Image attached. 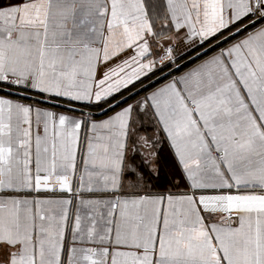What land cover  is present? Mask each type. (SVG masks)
Instances as JSON below:
<instances>
[{"label": "crops", "instance_id": "crops-1", "mask_svg": "<svg viewBox=\"0 0 264 264\" xmlns=\"http://www.w3.org/2000/svg\"><path fill=\"white\" fill-rule=\"evenodd\" d=\"M248 6L264 0H0V84L23 94L0 89V264H264V22L81 107Z\"/></svg>", "mask_w": 264, "mask_h": 264}, {"label": "trees", "instance_id": "trees-1", "mask_svg": "<svg viewBox=\"0 0 264 264\" xmlns=\"http://www.w3.org/2000/svg\"><path fill=\"white\" fill-rule=\"evenodd\" d=\"M252 20H254V19H252ZM252 20L249 19L248 21L250 22V21H252ZM263 20H264V18H262V19H260L259 21H257L256 24L254 23V24H253V27L256 26V25H258V24H260V22L263 21ZM246 30H247V29H246ZM232 32H233V31H232ZM243 32H245V30L242 31L241 33H243ZM230 33H231V32H230ZM230 33L228 32V33H226V34L228 35V34H230ZM241 33H240V34H241ZM222 35H224V34H222ZM220 36H221V35H220ZM220 36H219V37H220ZM225 36H226V35H225ZM225 36H223V37H225ZM223 37H222V38H223ZM222 38H220V39H222ZM216 39H217V38H216ZM220 39H219V40H220ZM214 40H215V39H214ZM214 40H212L213 42L211 41L210 43H206V44L203 45L202 47H198V48H196V49H193V50H191V51L185 53L184 55H178V56H176V58H175V64H176V65H175V66H178L179 64L183 63V62L186 61L187 59H189V58H191L192 56L198 54L199 52L203 51L205 48L209 47L210 45H212V44H214L215 42L218 41V40H217V41L214 42ZM219 46H220V45H219ZM219 46L214 47L213 49L207 51L206 53H204L203 55H201V58L204 57V56H206L207 54H210V53L216 51V50L218 49ZM220 47H221V46H220ZM220 47H219V48H220ZM198 59H200V57H197V59H195V60H198ZM195 60H194V61H195ZM188 64H189V63H188ZM188 64H185V65L179 67L178 69H176V70H175L174 72H172V73H173V74H176V73H179L180 71H183L186 67H188ZM175 66H174L173 64H165V65H163L161 68H158L156 71H154L153 73H151V75H149L148 77H146V78L140 80L139 82L135 83L133 86H130V87L126 88L125 90L121 91L120 93H117L116 95H113V96H111V97L107 98L106 100L101 101V102H99V103L92 104V105H84V106H81V107L84 108V109H86V110H88V111H90V112H92V113H98V112H100L101 110H103L104 108H106L107 106H109V105H111V104L117 102V101L120 100L122 97H124V96H126V95H129V94L133 93L135 90H138V89L142 88V86H144V85L147 84L148 82L154 80V79L157 78L158 76L164 74L165 72H167L168 70L172 69V68L175 67ZM173 74H172V75H173ZM167 78H169V76H166V77H164L162 80H159V82H157L156 84H158V83H160V82L166 80ZM156 84H155V85H156ZM0 86L5 87L6 85L0 84ZM151 87H152V86H151ZM5 88H11V89H12V87H10V86H9V87L7 86V87H5ZM58 101H59V100H58ZM61 102H62V103H67V102H63V101H61ZM123 102H125V101H123Z\"/></svg>", "mask_w": 264, "mask_h": 264}, {"label": "rangeland", "instance_id": "rangeland-1", "mask_svg": "<svg viewBox=\"0 0 264 264\" xmlns=\"http://www.w3.org/2000/svg\"><path fill=\"white\" fill-rule=\"evenodd\" d=\"M259 10V11H258ZM264 12V10H262V9H260V8H258V7H256V6H248V8H246V17H244L242 20H240L238 23H236V24H233L232 26H228L227 28H225V29H223L221 32H219L218 34H215V36H212V37H210V38H205L204 36H201V35H199L198 34V32L196 31V30H193L192 32H193V36L194 37H196L197 38V41H196V45L195 46H193L192 48H190V49H187V50H185V52L184 53H182V54H180V55H184L185 53H187V52H189V51H191V50H193V49H196V48H198V47H202L203 45H205L206 43H210L212 40H214V42L215 41H217V40H219L220 38H222L223 36H225V35H227L226 33H230V32H232V31H234V30H236L237 28H239L240 26H242V25H244V24H246V23H248L249 21V19H255L256 17H258L260 14H261V12ZM264 22V20L263 21H261L260 23H263ZM166 30H168V27H167V29ZM245 32H246V30H245ZM222 34H224V35H222ZM244 34V32L243 33H239L238 35H236V36H234L233 38H231V39H229L228 41H226V42H224V43H222V45H221V47H223V46H225L226 44H228V43H230V42H232V41H234L235 39H237L238 37H240L241 35H243ZM221 35V36H220ZM220 36V37H219ZM217 38V39H216ZM213 42V41H212ZM169 45H172V44H162V46H161V52H162V48L163 47H166V46H169ZM174 46V45H173ZM220 47V46H219ZM219 47H218V49L216 50V51H218L219 50ZM220 47V48H221ZM216 51H214V52H212V53H215ZM212 53H210V54H212ZM210 54H207V55H210ZM206 55V56H207ZM175 56H178V54H176ZM200 57V59H202L201 58V56H199ZM205 57V56H204ZM175 58L176 57H174V59H173V61H172V63L171 64H173L174 66L176 65L175 64ZM195 59H197V58H195ZM194 59V60H195ZM200 59H198V60H200ZM192 60V61H190L189 62V64H188V67H190L191 65H193V64H195L198 60ZM162 67V66H161ZM160 67V68H161ZM16 82V81H15ZM3 83V85H6L5 87H9L10 85L8 84V83H6V82H2ZM17 83V82H16ZM18 84V86H20V84H19V82L17 83ZM157 85V84H156ZM10 87H12V88H15L14 86H10ZM8 89V88H7ZM192 106V105H191Z\"/></svg>", "mask_w": 264, "mask_h": 264}, {"label": "water", "instance_id": "water-1", "mask_svg": "<svg viewBox=\"0 0 264 264\" xmlns=\"http://www.w3.org/2000/svg\"><path fill=\"white\" fill-rule=\"evenodd\" d=\"M264 18V15L261 16V17H257L256 19H254L253 21H251L250 23H248L247 25L241 27V28H238L237 30L231 32L230 34L226 35L225 37H223L222 39L218 40L217 42H215L214 44L210 45L209 47L205 48L203 51L199 52L198 54L192 56L191 58L187 59L186 61H184L183 63L179 64L178 66H175L173 67L172 69L168 70L167 72H165L164 74L158 76L157 78H155L154 80L148 82L147 84H145L143 88L145 87H148L156 82H158L159 80L163 79L165 76L169 75L170 73L174 72L176 69H178L179 67L189 63L190 61L194 60L195 58L203 55L204 53H206L207 51L213 49L214 47H217L218 45L228 41L229 39L233 38L234 36L238 35L239 33H241L243 30H245L247 27L253 25L254 23H256L257 21H259L260 19ZM3 92L5 93H8V94H13V95H16V96H23V94L19 93V92H15V91H12V90H9V89H2L0 88ZM25 97H30V96H25ZM33 98V97H32ZM36 99H39V98H36ZM123 99H126V98H123ZM123 99L119 100L118 102L114 103L112 106L110 107H113L114 105H116L117 103L123 101ZM40 101H43L45 103H50V104H53L54 106H62V107H65V108H69V109H72V110H77V111H80V112H84V113H88L87 111L85 110H81L79 108H75V107H71V106H67V105H63V104H59L57 102H52V101H48V100H40ZM109 109V108H107ZM106 109V110H107ZM104 110V111H106Z\"/></svg>", "mask_w": 264, "mask_h": 264}, {"label": "built area", "instance_id": "built-area-1", "mask_svg": "<svg viewBox=\"0 0 264 264\" xmlns=\"http://www.w3.org/2000/svg\"><path fill=\"white\" fill-rule=\"evenodd\" d=\"M176 55V52H175V48L173 45H169V46H166V47H163L162 48V60L164 62V65L165 64H171L174 57ZM8 84L10 86H16L18 85L15 81H9ZM233 216V213L231 211H228L226 213V217L228 219H231V217Z\"/></svg>", "mask_w": 264, "mask_h": 264}]
</instances>
